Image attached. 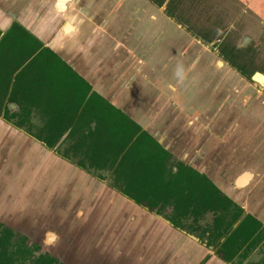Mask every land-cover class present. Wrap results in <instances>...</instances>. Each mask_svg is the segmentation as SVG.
Returning <instances> with one entry per match:
<instances>
[{
  "label": "crops",
  "instance_id": "obj_1",
  "mask_svg": "<svg viewBox=\"0 0 264 264\" xmlns=\"http://www.w3.org/2000/svg\"><path fill=\"white\" fill-rule=\"evenodd\" d=\"M57 1L0 0V41L13 23L20 24L87 81L91 91L154 138L177 167L205 174L238 203L243 216L249 214L264 226V86L254 85L223 59L216 65L214 51L184 32L177 19L167 16L165 6L153 0H131L132 5H123V0H69L65 12L59 11ZM33 11L42 19L33 18ZM261 11L264 19V6ZM5 123L0 116V146L22 135L14 127L5 129ZM59 162L61 171L69 165L63 158ZM239 178L246 183L243 187L236 185ZM47 180L44 196L52 188L63 195L72 181L75 186L73 179ZM91 181L83 180L75 193ZM37 183L30 186L35 197ZM115 192L99 200L103 209L97 205L87 211L76 199L69 212H76L81 225L70 229L68 220L59 225L52 220L35 232L55 234L44 244L65 264H226L209 246L174 228L157 209L150 211ZM69 194L64 197L68 208ZM53 202L59 205L57 195ZM47 207L48 217L54 218L53 205ZM87 222L99 223L98 229L91 231Z\"/></svg>",
  "mask_w": 264,
  "mask_h": 264
},
{
  "label": "trees",
  "instance_id": "obj_2",
  "mask_svg": "<svg viewBox=\"0 0 264 264\" xmlns=\"http://www.w3.org/2000/svg\"><path fill=\"white\" fill-rule=\"evenodd\" d=\"M8 102L20 106L19 115L9 111ZM33 109L48 115L40 132L27 127L36 140L51 149L66 135L73 153H81L92 167L111 170L112 187L121 194L150 211L161 204L157 213L171 206L172 215L166 219L172 226L183 227L181 218L196 219L212 211V231H203L212 232L207 246L214 244L221 259H232L245 244L247 250L264 245V226L258 220L246 214L233 228L243 210L205 174L182 164L173 172L166 166L169 153L154 138L91 91L55 52L13 23L0 41V116L21 128ZM17 115L18 121H12ZM77 166H84L83 159Z\"/></svg>",
  "mask_w": 264,
  "mask_h": 264
},
{
  "label": "rangeland",
  "instance_id": "obj_3",
  "mask_svg": "<svg viewBox=\"0 0 264 264\" xmlns=\"http://www.w3.org/2000/svg\"><path fill=\"white\" fill-rule=\"evenodd\" d=\"M160 1H163L165 8H167V16L174 15L176 18H173H178L177 20L184 27V32L187 31L190 34H196L201 38L205 37L213 41H218L219 44L221 43V45H223L227 39H232V43L236 46H238V44H240L241 46H243L244 44L245 46L249 44L246 48L244 46L235 50H230L225 55L227 59L214 52V60L216 61V65L221 64L223 59L229 65L240 68L242 67L245 72L247 71V78H250V76L252 75L251 73L253 71H259L264 73V19L261 16V10H263L264 2H262V0ZM121 2H123V5H132L131 0H123ZM138 3H140V1ZM138 3H136L135 6L138 5ZM130 9L132 10V8ZM31 15L33 18L39 17V19H42L40 17L41 15L36 16L34 11L31 13ZM224 33L225 36L223 37ZM250 35L252 37V40L248 39L244 43V38L250 37ZM200 40L201 42H203L202 44L207 48V41L205 42L202 39ZM253 84L256 85L255 83ZM16 107L20 109V106L17 104ZM47 119L48 115L46 113L39 109H33L28 117L29 124L32 125V128H29L32 129V131H34L35 133H38L40 128L44 127ZM4 127L5 129H9L14 126L6 122L4 124ZM16 129H18L22 134L21 137H17L14 139H6V144H2L0 146V225H14L12 221L17 218L18 213H15L17 211L13 213L12 210L14 209V207H17L20 203H23L24 201L22 200L27 199L32 195L33 188H28L31 186L32 182L37 183V180H40L37 183L39 188L37 187L38 193L36 194L38 197H34V200L30 202L28 210H30L31 212H29L27 216V219L30 218V220L32 219L36 221L35 224H37V226H39L40 223L44 221L49 222L47 224V226H49L51 224L50 221L52 220H55L57 225L61 224V222H66V220H68L69 228L72 229L76 227L78 223L79 225H81L83 222L82 219L75 218L76 212H69V209L72 208L73 202L76 199H81V206L82 208L83 206H85L87 211L93 209L94 206L97 205L98 208L103 209V206H105V204L101 203L103 205L102 207H100L99 200H104L107 194L109 195L116 193L115 191L117 190L111 186L112 183L109 180L110 177L112 179V176H110L109 174L112 173L110 172V170H95L92 167L93 171L95 172L94 176L92 175L93 172L91 171V169L85 170L75 164V162H77L79 158L78 156H72L68 159L67 157H61V150L63 152H66L68 147L72 144L71 139H66L61 142L66 135H64L60 139V141L54 148H48L47 150L45 146H41L43 145V143H41L39 140L37 141L40 144L28 140H35V138L27 133V129ZM55 150L58 152H55ZM60 158H63L66 163H69V165L67 164L68 166H64V169L62 171L59 169V165H56V162L60 163ZM171 159L172 161L170 166L172 167L173 165H175V162L172 157ZM53 164H55V167L53 168L54 170H50L51 165ZM78 168L80 169L77 170ZM49 173L51 174L47 176V174ZM96 173L104 175L103 177L107 176V179L103 180L101 184L94 183L93 181L95 180L99 181V179H97ZM45 178L49 179L47 180L48 183L56 182L62 178L66 180L73 179L75 181V186L74 182L72 181L73 186L71 190L69 191V189H67L66 191H64L63 195L60 194V191H55L52 193V191L54 190V188H52L51 192L47 190L44 196L43 194L45 190L43 185L45 184V182L43 180ZM89 178H91L92 180L90 182L91 184H87L85 187H82L80 189L81 192H79L78 194L75 193L79 184L83 180H88ZM92 184H95V186ZM20 187H22V190L20 189ZM118 192L119 191H117V193ZM52 194L54 196H58V199L60 200L59 205H56V202L51 203V200L53 198ZM68 194L71 197L69 208L68 203H66V198H64L65 195ZM97 195L98 197H96ZM48 196L51 197L49 200L41 201L43 197L45 199ZM51 204L53 205V210H55V213H53L54 218L48 217L49 213L47 212V206L51 208ZM10 208L12 210H10ZM35 209L37 210L35 211ZM37 213L40 214L39 218L37 216ZM20 214L24 216L26 212H20ZM57 215L62 217L56 218ZM83 216L84 212L82 215H80V217ZM211 217L212 216L208 214L203 219H201V222L203 224H206L204 223L205 221L211 222ZM89 225L93 226L91 231H94L98 229L99 223H89L87 226ZM25 229L26 231L28 230L27 227ZM45 233V230H43V234L40 235V237H42L41 243L44 242L43 238ZM23 235L19 234L20 239L22 240L24 239ZM27 238L30 241H33V239H30L29 237ZM52 238H54V235H51L49 233L47 240L51 242ZM261 244L262 243H259L257 245L259 247L251 251L253 264H258V260L264 257V248L260 246ZM214 255L210 256V254H207L206 256L213 257Z\"/></svg>",
  "mask_w": 264,
  "mask_h": 264
},
{
  "label": "flooded vegetation",
  "instance_id": "obj_4",
  "mask_svg": "<svg viewBox=\"0 0 264 264\" xmlns=\"http://www.w3.org/2000/svg\"><path fill=\"white\" fill-rule=\"evenodd\" d=\"M153 2L159 4L160 6L164 5L163 1H160V0H153ZM165 11L168 12L167 8H165ZM171 16L175 17L174 15H171ZM222 33H223V31H222ZM194 35L199 37L200 39H202L205 42L207 41L208 48L210 50L216 52L217 54L225 57V59H227V57L225 56L226 53H228L230 50H235L237 48H241V47L245 46V44L243 46H241L240 44H238V46H236L235 44L232 43V41H233L232 39H230V40L227 39L225 41V43L223 45H221V43L219 44L218 41H213V40H211L209 38H205V37L201 38L200 36H198L196 34H194ZM224 36H225V33H224L223 37ZM245 36H247V35H245ZM248 39L252 40L251 35H250V37L244 38V43ZM248 45H246L245 48L248 47ZM232 46H233V48H232ZM237 68L242 73H244L246 75L247 71L245 72V70L242 67L241 68L237 67ZM253 73H254V71L251 74H253ZM8 103H14V102H8ZM13 107H15V106H12L11 110L8 108L9 111L18 113V115H19L20 109L18 107H16V108H13ZM18 115L16 117L11 118V120L14 122L18 121V119H17V117L19 118ZM31 126L32 125L29 124V121H27L26 125L21 127V128L26 130L27 127L32 128ZM29 130H30V132H33L35 134V132L32 131V129H29ZM26 131H28V129ZM40 131H41V128H40L39 132ZM27 133L29 134V132H27ZM30 135L33 136L32 134H30ZM66 139H69V138H67L65 136L61 142H63ZM61 142H60V144H61ZM57 149H58V147H57ZM55 152H58V151L55 150ZM61 155H62L61 157H63V158L67 157V159L71 158L72 156H75V157L78 156L79 157L78 160L83 159L84 166L80 167V168H83L85 170L91 169V171L93 172L92 175H94V176H95V172L93 171V168L95 170L96 169L102 170V168H97V167L92 168V166H90L89 162L85 158H83V155L81 153H76V154L73 153V151H71V149H70V146L68 147L66 152H63L61 150ZM171 161H172L171 155L169 154V156L167 158L166 166L168 168H171L173 172H176L177 168L175 170V169H173V167H177V165L175 164L171 167L170 166ZM75 164L77 165V162H75ZM107 170H110V169H107ZM110 172H111V170H110ZM109 174H110V176H112V179H111V177L109 178V180L112 183L111 184V186H112L114 183L113 181H115V178L112 175V173H109ZM96 175H97V179H99L101 181L107 179V176L103 177L104 175H102V174L96 173ZM223 194H224V196L228 197L225 193H223ZM228 199H229V201H232L233 203L238 205V203L234 202L229 197H228ZM160 205L161 204H158L156 209H158ZM229 207L231 208V205H229ZM172 211L173 210H172L171 206H165V209L161 210L159 214L162 215L165 220H167L166 217H169L170 215H172ZM232 211H234V210L232 209ZM155 212L157 213V210ZM208 214H210L212 216L211 222L205 221L204 223H206V224H203L201 222V219H203ZM214 216H215V214L212 211H206L202 216H200V217L198 216L196 218L197 220L195 218H193L192 216L181 218L180 222L183 225V227H174V226L173 227L183 231L187 235H191V236L195 237L198 241L207 245V242L209 241V239H210V241H212V238L209 236V234H212V232L210 233L209 231H203V228H209V230L212 231L211 226H212ZM243 217L244 216L241 214V217L239 218V220L233 224V228L239 223V221ZM195 220L197 221L199 226H197V224L195 223L196 222ZM167 221L169 222V220H167ZM33 230H35V229H33ZM33 230L31 229L30 232L26 233V232H22L21 230H18L16 227L0 225V264H65L62 262V260L55 257L53 251L49 247H47L46 244H43L39 241H35L34 239H33V241H30L27 238V237H29L30 239H32L30 237V235L33 232ZM35 233L36 232H33V234H35ZM19 234L24 236L23 240L20 239ZM201 235H203V236H201ZM221 240H222V238L218 242H220ZM246 245L247 244L241 246V249L230 260L225 261V260L221 259L220 257L219 258L221 260H223L226 264H253L252 263L253 258L251 257V251L253 249H256L259 246H257L258 245L257 244L251 250L250 249L247 250ZM208 246L213 250V253L215 254L214 244H211ZM260 246H262L264 248L263 244H261ZM258 262H259L258 264H264V257L259 259Z\"/></svg>",
  "mask_w": 264,
  "mask_h": 264
},
{
  "label": "water",
  "instance_id": "obj_5",
  "mask_svg": "<svg viewBox=\"0 0 264 264\" xmlns=\"http://www.w3.org/2000/svg\"><path fill=\"white\" fill-rule=\"evenodd\" d=\"M55 5H56V3H55ZM250 80H251L253 83H255L259 88H262V89H263L264 84H262L260 81H263V80H264V73L259 72V71H255V72L250 76ZM7 106H8V108H9L10 110H11V107H12V106H15V107H16V105H15L14 103H9ZM11 129H12V128H11ZM13 129H14V128H13ZM20 189L22 190V187H20ZM28 189H30V187H29ZM35 189H37V188L35 187ZM28 191H29V190H28ZM29 192H30V191H29ZM34 197H35V195H34V193H32V195H31L29 198L22 200V201H24V202H23V203H20L17 207H14L13 210L10 208V210H12L13 213H14L15 211H17V212H15V213H18V214H17V218H16L15 220L12 221V222L14 223V225L11 226V227H16L18 230H21L22 232H26V233L30 232L31 229H32V230L35 229V230H33V232L36 231V229L39 227V226H37V224H35L36 221H34V220H32V219L30 220V218L27 219L28 213L31 212L30 210H28V208H29L30 202L34 200V199H33ZM24 211L26 212V214H24V216H22V215L20 214V212H24ZM46 223H49V222L44 221V222H42V223H40V224H42V226H45ZM50 223H52V221H50ZM26 227H27V229H28L27 231H26V229H25ZM33 232H32L31 235H30V236L32 237V239H34L35 241H39V242H41V239H42V237H40L41 234H37V233L33 234ZM48 234H49V233L47 232L46 235H44V236H47ZM50 234L52 235L53 232H51ZM36 239H38V240H36ZM53 239H54V238H52L51 241H52ZM43 241L46 242V243H50V242L45 241L44 239H43ZM44 242H43V243H44ZM53 253H54V254H57V252H53Z\"/></svg>",
  "mask_w": 264,
  "mask_h": 264
},
{
  "label": "bare ground",
  "instance_id": "obj_6",
  "mask_svg": "<svg viewBox=\"0 0 264 264\" xmlns=\"http://www.w3.org/2000/svg\"><path fill=\"white\" fill-rule=\"evenodd\" d=\"M69 0H58L57 1V7L59 8V11L60 12H65L66 11V8H67V2H68ZM67 25H71L72 26V30H73V25L72 24H70L69 22H66V26ZM71 30V31H72ZM71 31H69V32H67V31H65L66 33H70ZM262 84H264V80L263 81H260ZM246 174V173H245ZM244 174V175H245ZM250 174V173H249ZM243 175V176H244ZM242 176V177H243ZM247 177H250L251 178V174L250 175H247ZM246 184V183H245ZM244 183H242V181H241V178H239V180L236 182V185L238 186V187H243L244 185H245ZM49 235V234H48ZM48 235L47 236H44V240L45 241H47V242H49V240H47V237H48ZM53 235H55L54 233H53Z\"/></svg>",
  "mask_w": 264,
  "mask_h": 264
}]
</instances>
